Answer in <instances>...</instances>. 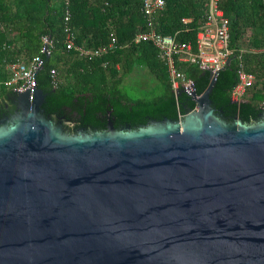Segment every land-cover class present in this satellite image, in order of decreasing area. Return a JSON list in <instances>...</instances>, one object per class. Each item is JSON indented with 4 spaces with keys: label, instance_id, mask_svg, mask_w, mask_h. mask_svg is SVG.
<instances>
[{
    "label": "water",
    "instance_id": "obj_1",
    "mask_svg": "<svg viewBox=\"0 0 264 264\" xmlns=\"http://www.w3.org/2000/svg\"><path fill=\"white\" fill-rule=\"evenodd\" d=\"M229 60L227 61V63ZM74 134L36 86L0 119V264H264V112Z\"/></svg>",
    "mask_w": 264,
    "mask_h": 264
},
{
    "label": "trees",
    "instance_id": "obj_2",
    "mask_svg": "<svg viewBox=\"0 0 264 264\" xmlns=\"http://www.w3.org/2000/svg\"><path fill=\"white\" fill-rule=\"evenodd\" d=\"M164 1L158 30L162 34L176 33L177 40L191 41L194 46L206 0ZM219 7L229 19L231 47L250 32L251 45L264 44V0H221ZM68 9L76 43L103 46L108 41L109 27L113 26L118 47L96 60L78 57L65 49L63 42L65 0H0V118L10 112V97L15 95L4 85L5 62L37 53L44 34L54 39V47L50 55H42L43 63L36 74L37 86L45 94L42 106L55 122H66L63 129L70 134L80 128L88 132L104 131L108 121L116 129L127 124L134 129L150 120L164 117L176 120L194 108L195 101L190 96L180 90L173 91L157 49L150 42H133L136 32L144 28L141 0H69ZM187 15L194 17L188 33L181 24V17ZM244 63L247 71L264 78V52H247ZM177 66L194 81L196 93L203 92L209 83V72L192 63ZM139 67L146 68L158 85L131 98L124 86L127 76ZM236 67V56H231L218 72L209 94L211 104L229 121L235 116L246 123L257 121L264 109L259 106L256 93L264 96V89L252 92L241 102H234L230 90L237 82ZM53 68L59 78L56 86L50 74Z\"/></svg>",
    "mask_w": 264,
    "mask_h": 264
},
{
    "label": "built area",
    "instance_id": "obj_3",
    "mask_svg": "<svg viewBox=\"0 0 264 264\" xmlns=\"http://www.w3.org/2000/svg\"><path fill=\"white\" fill-rule=\"evenodd\" d=\"M221 0H206V9L202 15V22L198 26L194 46L191 41H179L176 33L173 35L162 34L158 30V18L165 8L164 0H141V13L144 19V28L134 35L133 42H150L158 52L159 59L166 66L168 77L174 92L183 91L194 101L199 97L195 91L194 81L185 76L178 68V63L196 64L199 69L208 71L211 74L218 72L227 64L231 56L237 59V82L230 90V97L234 102H241L250 97L253 88L260 82L254 73L246 70L244 55L247 52H264V44L260 47L249 43L250 33H246L243 40L234 47L229 45V19L224 15L219 7ZM69 0H65V10L63 14V31L65 49L73 51L78 57L87 60H96L106 53L114 51L118 47L115 28L109 27L108 41L100 47H88L84 44L76 43L75 29L70 24V11L68 9ZM193 16L181 17V24L184 32L191 30L190 24ZM37 53L30 57L21 55L13 61L5 62L4 69L7 78L4 85L14 93L31 91L36 87V74L42 66V55H50L54 47V39L44 34ZM106 62L103 63L105 66ZM52 84L56 86L59 82L57 70L50 71ZM261 83V82H260ZM196 105V101H195ZM259 106L264 109V100ZM180 116V115H179Z\"/></svg>",
    "mask_w": 264,
    "mask_h": 264
},
{
    "label": "rangeland",
    "instance_id": "obj_4",
    "mask_svg": "<svg viewBox=\"0 0 264 264\" xmlns=\"http://www.w3.org/2000/svg\"><path fill=\"white\" fill-rule=\"evenodd\" d=\"M260 82L256 84L257 88H253L250 92H263L264 89V78H259ZM156 85H158L157 81L150 74V72L144 68L139 67L133 73L127 76L125 83V90L127 91V95L131 98L136 96H140L145 94V92H149V90L156 89ZM262 96V97H261ZM256 93V99L258 101L264 100L263 94Z\"/></svg>",
    "mask_w": 264,
    "mask_h": 264
},
{
    "label": "flooded vegetation",
    "instance_id": "obj_5",
    "mask_svg": "<svg viewBox=\"0 0 264 264\" xmlns=\"http://www.w3.org/2000/svg\"><path fill=\"white\" fill-rule=\"evenodd\" d=\"M10 104H11V110H9L10 112L8 113V114H6V115H4L2 118H0V119H3V118H7V117H11L16 111H17V107H16V94L15 95H12L11 97H10ZM44 104V101H43V103H42V105ZM41 105V106H42ZM6 106H8V105H6ZM41 109L43 110V112H44V114H45V109H44V107L42 106L41 107ZM46 115V114H45ZM47 117H49L55 124H58V125H61L63 128H64V125L65 124H67L66 122H61V121H59V120H57V122H55L54 120H53V118L52 117H50V115H46ZM128 125V124H127ZM86 132H88V131H86ZM76 133V132H75Z\"/></svg>",
    "mask_w": 264,
    "mask_h": 264
},
{
    "label": "bare ground",
    "instance_id": "obj_6",
    "mask_svg": "<svg viewBox=\"0 0 264 264\" xmlns=\"http://www.w3.org/2000/svg\"><path fill=\"white\" fill-rule=\"evenodd\" d=\"M41 68V67H40ZM37 82V81H36ZM37 86V85H36Z\"/></svg>",
    "mask_w": 264,
    "mask_h": 264
}]
</instances>
